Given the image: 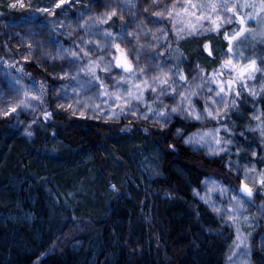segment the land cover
<instances>
[{
	"label": "trees",
	"instance_id": "obj_1",
	"mask_svg": "<svg viewBox=\"0 0 264 264\" xmlns=\"http://www.w3.org/2000/svg\"><path fill=\"white\" fill-rule=\"evenodd\" d=\"M23 14L0 0L3 60H9L5 26ZM206 42L181 49L210 70L227 42L221 35ZM247 47L263 65L264 39ZM23 72L43 93L50 87L47 71L37 65ZM235 101L212 125L220 135L252 145L260 162L262 148L248 115L256 104L264 112V95L242 92ZM42 113L50 114L48 122ZM40 114L30 143L7 129L11 121L0 120V264L225 263L234 229L194 196L208 174L235 182L225 156L206 160L171 145L170 128L67 120L44 100ZM174 126L185 135L199 128L180 119Z\"/></svg>",
	"mask_w": 264,
	"mask_h": 264
},
{
	"label": "rangeland",
	"instance_id": "obj_2",
	"mask_svg": "<svg viewBox=\"0 0 264 264\" xmlns=\"http://www.w3.org/2000/svg\"><path fill=\"white\" fill-rule=\"evenodd\" d=\"M5 2L9 7L16 4V7L12 8L24 13L18 21L5 26L4 37L9 60L0 57V120L11 121L7 129L11 130V133L18 132L19 137L30 143L34 126L42 118L41 114L39 115V104L44 100L48 101L50 110L67 120H89L121 126L124 129L134 126L162 130L170 128L171 145L180 144L206 160L225 156L226 170L229 173L226 172L229 177L236 178L235 182L229 181L227 177L225 179L208 174L202 179L201 191H194V196L212 213L222 218L227 227L234 229V239L228 245L224 264H264V185L259 182L261 174H264V112L258 104L253 106V111L248 116L252 125L251 130L257 133L262 148L260 162L256 161V150L252 145L226 138L225 135H220V130L216 132L218 127L212 125L216 119L207 118L206 115L200 120L185 119L179 115L178 110L172 114L168 123L164 124L148 111L152 109L167 114L180 102L178 93L187 95L191 92L196 93L191 96V102L197 111L203 112L207 100L208 104L223 116L225 104L237 100L242 92L251 93L252 97L263 96L264 64H259L252 54H250L252 57L247 54V45L250 41L264 39V20L261 19L264 12L260 11V3L256 0H227L229 5L250 4L255 5V8L239 7L233 12H224L218 22L222 26L217 29L216 25L205 19L210 15V9L202 13L190 5L219 4L223 0H155V6L153 0H5ZM20 2L24 7H20ZM45 9L47 11H44ZM113 10L116 11V15L104 23L103 20L107 18L104 14H111ZM157 12H163V17L154 15ZM229 17L233 19L232 23L225 22ZM212 18L215 19V16ZM239 18L245 19L244 25H240ZM28 20L33 22L27 23ZM89 24L92 25L91 30L85 31ZM193 25L197 26L198 34L187 35V30ZM241 27L245 31L231 41L233 51L229 53V41L225 39V34L231 37ZM162 29L165 33L161 32ZM105 32H111L115 37L111 43L105 40ZM121 33L123 39L120 38ZM218 35L227 42V47L220 54L217 65L210 70L205 68V63L201 59H193L194 61L190 62L182 53L181 46L193 43L198 45ZM116 44H119L121 52L116 50ZM78 46L84 48V51L91 49V52L84 57ZM211 47L208 42L204 44L208 57L212 56ZM62 49L67 51L57 55ZM191 50L198 51L196 46ZM73 51L78 52L77 58L72 57ZM122 54L127 56L139 79L115 66L116 61L113 57L119 58ZM72 59H77L75 65H70L69 61ZM229 59L232 60V66L237 69L231 74L228 68H222ZM252 60L256 61L255 68L261 70L253 71L247 68ZM89 61L98 62L94 64L95 76L84 70ZM31 63L47 71L49 75L50 87L48 85L44 93L36 87L35 81L23 72V67ZM109 63L110 69L106 67ZM170 68H178L180 75L185 79L180 80L179 75L173 76ZM241 69H247L244 77H239ZM73 76H78V80L73 79ZM14 77L20 78L19 84L15 83ZM164 79L169 83L178 81V84L174 86L175 91L170 88L168 95L159 96V87L156 92L151 91L155 86L153 80L160 83ZM229 80L234 81L231 91L221 93L225 96V102L213 103L219 100L216 96L218 85L221 81ZM93 82L97 85L102 84L103 87H92ZM137 86L140 100L136 99ZM165 86L160 83V87ZM223 86L226 89L228 87L226 83ZM209 88L214 91L210 92ZM16 89L21 91L17 92ZM25 90L28 92L27 97L24 94ZM237 91L240 93L239 97L235 96ZM26 100L31 101L28 107H25ZM13 107H16L14 113L11 112ZM121 107L133 108L136 115L120 113ZM5 112L8 115H4ZM81 112L84 113L83 116L80 115ZM112 112L119 114V118L106 114ZM42 119L48 122L49 116ZM176 119L198 125L199 128L194 133H208L204 139L210 140L212 147L209 148L207 144L201 147L199 143L186 144L184 141L194 133L185 135L179 127L171 128ZM177 130L182 135H178ZM28 132H31V135H28ZM216 139L220 140L225 150L217 148ZM245 172L248 173V179H245ZM243 184H247L253 190L251 197L240 192ZM202 197L205 199H201ZM233 206L239 207L241 212L237 213L234 219H229L225 210H234ZM238 234L243 243L239 248H235L234 242H237ZM233 252L236 255H233Z\"/></svg>",
	"mask_w": 264,
	"mask_h": 264
},
{
	"label": "snow or ice",
	"instance_id": "obj_3",
	"mask_svg": "<svg viewBox=\"0 0 264 264\" xmlns=\"http://www.w3.org/2000/svg\"><path fill=\"white\" fill-rule=\"evenodd\" d=\"M10 6L11 7H16V4H12ZM153 6H155V0H153ZM190 6L192 8L199 9L202 13L205 10L210 9V15L205 17V19L209 20L210 24L216 25L217 29L222 26V24H220L218 22L221 20L222 14L224 12H233L234 9L239 8V7H252V8H255V5H250V4H244V5L232 4V5H229L227 0H223V2H221L219 4H217V3H209V4H201V5L192 4ZM20 7H24V4L22 2H20ZM57 7H59V5H57ZM165 10H167V9H165ZM44 11H47V10L45 9ZM145 11H147V8L145 9ZM260 11L264 12V0H261ZM104 15L107 18L104 19L103 22L107 23V21L110 20L112 16L116 15V11L113 10L111 12V14H104ZM154 15L163 17V12H157V13H154ZM213 16H215V19L212 18ZM121 19H123V17H121ZM197 19H199V18H197ZM261 19L264 20V17H262ZM26 22L27 23H31L33 21L32 20H28ZM225 22L232 23L233 19L231 17H229L227 19V21H225ZM239 23H240V25H244L245 24V19L244 18H239ZM91 28H92V25L89 24L88 28L85 29V31H90ZM244 31H245V29L243 27H241L240 30L235 32V34L232 35L231 37L229 36V34H227V33L225 34V39L229 41V48H228V52L229 53H231L233 51L232 46H231V41L235 40L237 37H240L244 33ZM161 32L165 33V30L162 29ZM193 34H198L196 25H193L192 27H190L187 30V35H193ZM104 38L109 43H111L115 39V37L113 36V34L111 32H105L104 33ZM120 38L123 39V33H121V37ZM180 38H182V36ZM81 39H82V42H83V38H81ZM115 47H116V50L118 52H121L119 44H116ZM78 48H79V52L83 53L84 57H87L89 55V53L91 52V49H89L88 51H84V48L79 47V46H78ZM65 51H67V50H63L62 49L61 52L57 53V55H61ZM137 54H139V53H137ZM71 55H72L73 58H77L78 57V52L73 51L71 53ZM242 55L243 54L241 53L240 56H242ZM113 59H115V61H116V65L115 66L117 68H121L125 73H128L130 76H136V78L139 79L137 74L133 71L131 63L127 60V56L126 55L122 54L119 58L113 57ZM69 63H70V65H75L77 63V59H72V60L69 61ZM95 63H98V62L89 61L87 67L84 69L85 71H90L93 76H95V72H94V64ZM262 63H264V61H262ZM255 65H256V61L252 60L248 64L247 68L248 69H252L253 71L261 70V69H256ZM106 67L108 69H110L111 68V64L109 63ZM222 68H228L229 69V74H231L232 71H237V69H235L232 66V60L231 59H229L226 62V64L222 65ZM169 71L172 72L173 76H178L179 75V79L180 80H184L185 79L183 75H180L178 68H176V69L170 68ZM245 71H247V69L239 70V77H244ZM61 78H63V77H61ZM72 78L78 80V76H73ZM213 78H215V72L213 74ZM13 79H14L16 84L20 83V78L14 77ZM96 79L98 80L99 78L97 77ZM193 79H195V77ZM160 83H162V84H164L166 86L165 87H160ZM160 83H157L156 80H153V84L155 86L151 88V91L152 92H156L157 87H159L160 88L159 96H166V95L169 94V89L170 88H172L173 91H175V87L174 86L178 84V81L174 80V81H172V83H169L167 79H164ZM225 83L228 86L227 89H226L225 86H223ZM233 83H234V81H232V80H229L227 82L221 81V84L218 85V91H216V96L219 97V100H215V101H213V103L223 104L225 102V96L221 95V93H225L226 91L230 92L231 91V85ZM91 86L92 87H97V86L103 87L102 84L97 85L95 82H93ZM16 91L19 92V91H21V89H16ZM37 91H40V90H37ZM209 91L212 92L214 90L209 88ZM24 94H25V97L28 96L27 90H25ZM105 94H107V93H105ZM178 94L180 95V102L177 103L175 107H172L168 111L167 114H165V112H163V111L157 112V111H153L152 109H149L148 111L151 113V116L156 117L157 119L163 121L164 124H167L168 121L172 118V114L173 113H177L178 110H179V115L183 116L185 119L191 118V119H195V120H200L205 115H206L207 118L216 119V120L220 119L221 113L219 111H217L216 109L212 108V106L208 104L207 100H205V109L203 110V112H199V111L196 110L195 106L191 102V96L195 95L196 93L189 92L187 95H184L183 93H178ZM239 95H240V93L237 91L235 93V96L239 97ZM37 98L38 97H33V99H37ZM117 99L119 100L120 98L118 97ZM136 99L140 100L139 86H137ZM109 100H111V95L110 94H109ZM30 103H31V101H27L26 100L25 107H28V105ZM235 106H236V101L235 100H233L231 102V104H225V111H224L223 114L227 115L228 111L231 108L235 107ZM133 107H135V106H133ZM69 108H71V105H69ZM210 108H212L211 111H209ZM11 112H13V113L16 112V107H13L11 109ZM120 113H131L133 116L136 115V112L133 110V108H129V107H121L120 108ZM106 114H110L113 118H119V114H117L115 112L106 113ZM4 115H8V113L5 112ZM48 115H50V114L46 113L45 114V118H47ZM80 115L83 116L84 113L81 112ZM147 118H148V114L146 113L145 114V119H147ZM219 130L220 129L217 128L215 131L218 132ZM225 131H227V129H225ZM177 134L178 135H182V133H180L179 130H177ZM28 135H31V132H28ZM208 135H209L208 133L197 132V133H194V134L188 136L187 139L184 142L186 144H197V143H199L201 147H203L205 144H207V146L209 148H211L212 145H211L210 140H205L204 139V137L208 136ZM213 139H215V137H213ZM215 143H216L217 148L219 150H221V151L225 150L224 147L221 145V142H220L219 139H216ZM245 179H248V173L247 172H245ZM259 182H260L261 185H264V174H261V179H260ZM240 192L242 194L247 195L248 197H251L253 195V190L247 184H243L242 185V187L240 189ZM201 199H205V198L202 197ZM205 202H207V201H205ZM233 208H234V210L233 209H226L225 210V214L228 215L229 219H234L236 214L241 212V209L239 207L233 206ZM242 243H243V239L238 234L237 242H234V247L235 248H239ZM233 255H236V253L233 252ZM229 259L231 260V257Z\"/></svg>",
	"mask_w": 264,
	"mask_h": 264
},
{
	"label": "bare ground",
	"instance_id": "obj_4",
	"mask_svg": "<svg viewBox=\"0 0 264 264\" xmlns=\"http://www.w3.org/2000/svg\"><path fill=\"white\" fill-rule=\"evenodd\" d=\"M130 97H132V95H130Z\"/></svg>",
	"mask_w": 264,
	"mask_h": 264
},
{
	"label": "water",
	"instance_id": "obj_5",
	"mask_svg": "<svg viewBox=\"0 0 264 264\" xmlns=\"http://www.w3.org/2000/svg\"><path fill=\"white\" fill-rule=\"evenodd\" d=\"M241 187H242V185H241Z\"/></svg>",
	"mask_w": 264,
	"mask_h": 264
}]
</instances>
